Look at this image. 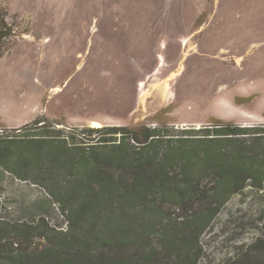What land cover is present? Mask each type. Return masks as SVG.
Returning <instances> with one entry per match:
<instances>
[{
    "label": "rangeland",
    "instance_id": "rangeland-1",
    "mask_svg": "<svg viewBox=\"0 0 264 264\" xmlns=\"http://www.w3.org/2000/svg\"><path fill=\"white\" fill-rule=\"evenodd\" d=\"M0 10L13 29L0 46L1 219L67 225L54 191L73 176L12 143L106 136L89 127L264 123V0H0ZM263 218L264 195H234L200 237L198 264L255 259Z\"/></svg>",
    "mask_w": 264,
    "mask_h": 264
},
{
    "label": "trees",
    "instance_id": "trees-1",
    "mask_svg": "<svg viewBox=\"0 0 264 264\" xmlns=\"http://www.w3.org/2000/svg\"><path fill=\"white\" fill-rule=\"evenodd\" d=\"M9 25L0 10V46ZM85 131L106 136L88 145L66 146L67 138L8 145L47 152L50 164L59 162L73 177L54 191L66 227L45 216L0 218V264H198L200 237L227 202L239 193L264 195V123L216 119L177 131L145 124ZM21 168L16 175L27 179ZM172 209L182 212L173 217ZM251 247L258 255L241 263L264 264V238Z\"/></svg>",
    "mask_w": 264,
    "mask_h": 264
},
{
    "label": "bare ground",
    "instance_id": "bare-ground-1",
    "mask_svg": "<svg viewBox=\"0 0 264 264\" xmlns=\"http://www.w3.org/2000/svg\"><path fill=\"white\" fill-rule=\"evenodd\" d=\"M93 125H94V126H99L100 123H99V122H96V123H94Z\"/></svg>",
    "mask_w": 264,
    "mask_h": 264
},
{
    "label": "built area",
    "instance_id": "built-area-1",
    "mask_svg": "<svg viewBox=\"0 0 264 264\" xmlns=\"http://www.w3.org/2000/svg\"><path fill=\"white\" fill-rule=\"evenodd\" d=\"M1 132H3V131H1Z\"/></svg>",
    "mask_w": 264,
    "mask_h": 264
}]
</instances>
